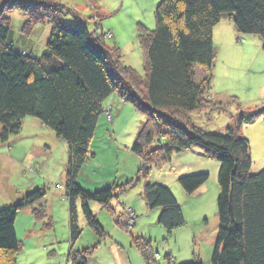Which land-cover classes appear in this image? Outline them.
Listing matches in <instances>:
<instances>
[{
  "label": "trees",
  "instance_id": "16d2710c",
  "mask_svg": "<svg viewBox=\"0 0 264 264\" xmlns=\"http://www.w3.org/2000/svg\"><path fill=\"white\" fill-rule=\"evenodd\" d=\"M61 7L58 0H9L0 6V142L18 135L23 120L30 117L66 143L70 245L81 235L77 201L87 226L104 237L89 203L109 209L113 199L140 182H144L142 197L147 209L160 210L157 225L169 232L183 226L181 207L171 191L147 182L148 175L152 166L168 164L173 155L197 148L219 164L218 228L210 263L264 264V169L249 174V142L238 136L242 117L225 134L205 133L190 123L196 111L225 110L210 98L213 29L229 20L237 34L258 37L264 49V0H162L154 12L155 29L149 32L139 28L143 95L139 94L138 88H142L137 73L123 67L120 55L112 60L85 26L62 23ZM5 8L30 14L23 26V30L29 28L26 34L41 22L50 23L51 34L39 58L19 54L7 43L10 23L3 17ZM193 67L206 71L200 82L193 78ZM111 96L131 104L145 118L131 148L141 157L142 166L124 185L88 193L76 180L88 160L104 101ZM263 114L264 109L253 117ZM207 180L208 174L202 173L181 176L177 182L186 195H192ZM44 196V191L36 190L0 210V264H16L19 243L15 219ZM43 211L33 212L36 220L40 221ZM134 244L145 264H157L147 243L136 240ZM69 252L70 264H87L85 254L89 250ZM186 264L202 263L196 260Z\"/></svg>",
  "mask_w": 264,
  "mask_h": 264
},
{
  "label": "rangeland",
  "instance_id": "374dc122",
  "mask_svg": "<svg viewBox=\"0 0 264 264\" xmlns=\"http://www.w3.org/2000/svg\"><path fill=\"white\" fill-rule=\"evenodd\" d=\"M8 1L0 0V6ZM161 1L58 0L63 12L60 21L74 27L85 26L112 60L120 55L123 67L131 68L139 76L141 95L145 91V73L139 28L149 32L155 29L154 12ZM3 17L10 23L7 43L14 51L39 58L51 34L50 23L41 22L26 34L29 28L23 30V26L30 19L29 13L5 8ZM224 26L221 32L225 34L215 33L210 98L214 103H221L225 110L196 111L191 114L190 123L205 133L225 134L226 129L235 128L242 117L238 136L249 142V174L255 175L264 169V114L253 117L264 109L263 44L256 36L237 34L229 20L221 21L219 27ZM244 37L248 39L245 48L239 49L238 44L243 43ZM192 73L196 82L206 75L199 67H193ZM103 108L90 142L88 160L76 180L88 193L124 185L142 166L141 157L131 148L145 122L143 114L118 96L106 99ZM210 162L219 169L215 160L210 159ZM66 165V143L34 118L24 119L18 135L10 137L6 143L0 142V210L36 190L45 193L15 219L14 231L19 243L16 264H70L69 251L83 253L87 250V264H145L134 244L136 240L147 243L157 264H186L196 260L211 264L218 228V169L214 174L210 169V173H206L207 182L193 195H186L178 182L173 181L181 175L177 176L169 165L151 167L148 181L158 178L168 186L182 210L183 226L170 232L157 225L158 214L154 216L153 210H144L145 203L139 195L144 182L113 199L109 209L89 203L104 237H98L87 226L77 201L81 235L71 246L65 200ZM131 199L140 201L137 207L143 210L137 211V215L135 205H130ZM36 209L44 210L40 221L33 215ZM133 212L136 220L130 226Z\"/></svg>",
  "mask_w": 264,
  "mask_h": 264
},
{
  "label": "crops",
  "instance_id": "0c3cea01",
  "mask_svg": "<svg viewBox=\"0 0 264 264\" xmlns=\"http://www.w3.org/2000/svg\"><path fill=\"white\" fill-rule=\"evenodd\" d=\"M220 23L217 26H215V28L213 29V42H214L215 35H216L215 33H217L218 35L219 34H225V33H222L221 31L222 30L224 31L226 26L219 27ZM233 31H234V35H235V30H233ZM227 32H229V35H230V30ZM247 40H248L247 37H244V39H241V41L243 43L238 44V48L239 49L245 48L244 43ZM214 46H215V42H214ZM262 89H264V87ZM167 165L170 166V169L174 173H177V176H179V175L188 176V175H195V174H202V173L206 174V173H210V169H212L211 173L214 174V170L216 169V171H217V169H218V166L217 165L214 166L213 163L210 162V159L203 153V151H201L200 149H197V148H192L190 150H186V151H183L181 153L173 155L171 157L170 162ZM157 171H161V170H157ZM156 177H157V175H156ZM175 180L177 181V178H175V179L173 178L174 182H175ZM148 182L152 183V184L163 185V186L165 185L158 178H153V179L151 178V180ZM165 187L169 188L166 185H165ZM139 193H140L139 194L140 198L142 199V190L139 191ZM139 204H140V201H138L137 199H135V200L131 199L130 205H135L134 209L136 211L135 210L134 211H135L136 215H137V211L139 212V210H143V209L138 210ZM144 210H149V209H147V207H145V205H144ZM156 210H158V209H156ZM156 210L155 211L153 210V212H155V213H153L154 216H156V214L159 215V213H160V210H158L159 213Z\"/></svg>",
  "mask_w": 264,
  "mask_h": 264
},
{
  "label": "built area",
  "instance_id": "2783aa9c",
  "mask_svg": "<svg viewBox=\"0 0 264 264\" xmlns=\"http://www.w3.org/2000/svg\"><path fill=\"white\" fill-rule=\"evenodd\" d=\"M130 220L131 221L129 222V225L131 226V225H133L135 223V220H136L134 212L132 213Z\"/></svg>",
  "mask_w": 264,
  "mask_h": 264
}]
</instances>
